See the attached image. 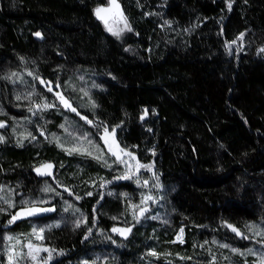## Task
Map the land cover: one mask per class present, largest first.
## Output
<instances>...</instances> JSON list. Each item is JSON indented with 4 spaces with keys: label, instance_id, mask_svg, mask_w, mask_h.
<instances>
[{
    "label": "trees",
    "instance_id": "trees-1",
    "mask_svg": "<svg viewBox=\"0 0 264 264\" xmlns=\"http://www.w3.org/2000/svg\"><path fill=\"white\" fill-rule=\"evenodd\" d=\"M106 2L0 0V196L14 205L0 200V264L7 234L34 227L46 229L37 245L55 250L48 264H211L213 255L216 264H257L264 238L245 225L264 226V0H118L132 29L120 38L94 16ZM13 72L19 79L3 78ZM43 100L56 106L37 109ZM105 125H120L118 144L151 169L114 179L128 173L120 163L69 155L47 138L104 149ZM44 163L52 175L36 173ZM148 192L156 202L136 223L130 205ZM32 205L55 210L8 223ZM115 225L132 232L110 236ZM181 228L184 242L173 243Z\"/></svg>",
    "mask_w": 264,
    "mask_h": 264
},
{
    "label": "snow or ice",
    "instance_id": "snow-or-ice-1",
    "mask_svg": "<svg viewBox=\"0 0 264 264\" xmlns=\"http://www.w3.org/2000/svg\"><path fill=\"white\" fill-rule=\"evenodd\" d=\"M111 6H112V9H116L117 10V14L120 16L121 20L123 21L125 27L123 29H120L119 31H115L113 32V35H116V36H119L121 32L127 30V31H131V26L127 23V19L125 17H123V13L122 12H119V4L116 3V0H111ZM231 7H232V4L231 2L228 3V9L231 10ZM111 9H102V8H97L95 10V14L97 15V18L98 19H102L105 21V26L106 28L108 29V31H112V28L111 27H108V23H107V19L101 15L102 12H106V11H110ZM166 24H169L171 23L170 21H165ZM35 35L37 37H39L41 34L40 33H35ZM243 33L240 34V36L237 37V39H242L243 38ZM236 41H232V43H235ZM259 51L261 52H264V48H261ZM29 75H33V73H29ZM13 77H16L17 79H19V74L18 73H11L9 74L8 76H5L3 77L4 79H8V80H12ZM36 79H39V77H36ZM81 80H83V77H80ZM40 83L41 84H45V86L48 88V91L49 92H52L53 89H52V86L50 84V82H45L43 80H40ZM94 87H98L97 85H93ZM57 88L60 87L59 84L56 85ZM84 92V95L85 96H88V92L86 90H81ZM57 99L60 101V104L63 105L64 108L70 110L71 112H76L77 115H79V113L77 112V109L75 107H72V104L69 102L68 99H66L64 97V95L60 92H57L55 93ZM31 96V94H29V97ZM17 100H20L21 97L20 96H17L16 97ZM89 104L92 108H96L97 105L95 104L94 101L91 100V98L89 97ZM56 105L54 104H49V103H42V104H39L37 105V109H43V110H47L49 108H52V107H55ZM30 112L33 110L32 108H29L28 109ZM154 111V110H153ZM148 114V110L145 109L143 114L141 115L140 119L143 120L145 118V116H147ZM82 119H87L86 117H81ZM89 124H92L93 122L92 121H87ZM98 127V125H96ZM2 127H5L4 123L3 122H0V128ZM61 127H64V125H61ZM120 125H117L116 128H119ZM116 128H113L111 133H109L108 131V126L105 125L104 126V135L101 137L102 140H104L105 144L107 145L108 144V137L109 136H112L113 137V143L115 144V139H114V134L116 132ZM44 133L41 132V135H43ZM29 136H31V134L29 133ZM32 139H35V137H32ZM54 139H57L58 140V137H54ZM81 140L83 139H87V137H81L80 138ZM0 142H4V137L0 136ZM19 143V142H18ZM88 144L91 146V148H83V147H77V148H72L70 150H67L69 155L73 154V153H78L80 155H87V156H93L94 159H97L98 161H103L104 163H107V161L104 159V153H103V150L100 148L99 145H96L94 144L91 140H88ZM59 147L63 148V145H59ZM116 147L119 149V151L127 156H129L131 159H135L134 155L132 152L130 151H127L126 149H120L119 148V145L116 144ZM93 150H95L96 152H98L99 154L98 155H93ZM108 151L112 154V155H116L115 152L112 151V147L111 145H109L108 147ZM154 154V153H153ZM117 160H119L120 162H123V160H121V157L120 156H117ZM52 165L50 163L48 164H42L40 167L36 168L35 171L38 175H41V176H44V175H52ZM109 167H111V165H109ZM128 167L130 168V165H128ZM152 165H144V164H140L138 161H137V171H139V169L141 168H144V169H151ZM132 175H134L133 173L131 172H128L126 173L125 175L123 176H118V177H115L114 179H131L132 178ZM156 179L158 180L159 178L156 177ZM105 183H110V182H105ZM148 184V181H144V185H147ZM101 187H103V185H101ZM156 187H160L159 184L156 185ZM66 191H69L68 189H65ZM0 191H3L2 188H0ZM43 192H51V191H54V189L51 187V186H45L43 189H42ZM71 194V193H70ZM111 195V193H109ZM87 195L91 196L92 193L89 192L87 193ZM125 197H127V194L125 193L124 194ZM76 199H81V197L77 196ZM0 200H3V202L5 204L8 205L9 208L11 207H14L12 201L10 199H7L3 196H0ZM153 201V203H155L156 201L153 199V197L151 195H142L141 197V201H140V204H131L130 207L132 209H139V214H137L135 211L132 213V217H133V220L136 222V223H140V220H141V217H144L145 216V213H147L149 211V209L147 207H141V205H145L148 201ZM23 203L27 204L28 202L27 201H24ZM69 207H72L71 205H69ZM55 209L53 208H36V207H31V208H23L21 209V211L17 212L15 215H13L11 217V219L8 221L9 224H12L14 222H16L18 219H22L24 217H31V216H35V215H38L39 213H43V212H50V211H54ZM68 209L66 208L65 211H67ZM0 211H6V209H3V208H0ZM76 211H79V209H76ZM146 218V217H145ZM153 219H159V217H152ZM113 219H116V217H113ZM87 222V219L85 218L84 220H78L76 222V227H79L82 223H86ZM95 222V221H93ZM166 223V221H165ZM59 227V225H50V226H47V230H50L51 227ZM226 226L228 228H230L234 233H236V235L238 236H241V238L243 239H248L249 237L244 235L243 233H241V231L239 229H237L235 226L231 225V224H226ZM245 228L249 231V232H252L255 236H259L261 238H264V226H261V225H257V224H247L245 225ZM46 229L45 228H39L37 229L36 227H34L32 229V233L31 235L32 236H35L36 239L38 240H42L44 237H43V233ZM89 233H91L92 229L89 228L88 229ZM112 232H115V233H119L121 236L127 238V236L132 232V227H127V228H116L114 227L112 230ZM183 232H184V229L181 228L180 229V232L179 234L177 235L176 237V240L172 241L173 243L175 242H180V243H183ZM8 239H12L11 237H9ZM261 242H264V239H262ZM207 243V242H205ZM212 243H217L216 241H212ZM25 247H27L28 249V252L27 253H24V252H13V249L12 248H9L8 249V264H16V261L17 259H31L32 261H37L38 259L39 260H43V264H48V261L51 260L52 258V253L55 251L54 249H49V248H45V247H41V246H38V245H35L32 243L31 239H29L28 243L25 245ZM219 247H228V245H219ZM47 252L48 253V257L47 259H44L43 257H40V252ZM209 251H211V249H209ZM231 251L233 253H239V250L238 249H235V248H232ZM62 254V252L60 253ZM243 254H252L254 255V251L253 249H248L247 250V253H243ZM149 255H152V256H156L157 253L155 251H151L149 253ZM84 264H88L87 261L84 262ZM93 264H95V262H93ZM211 264H216V257L213 255V259H212V262ZM257 264H264V255H261L258 257V260H257Z\"/></svg>",
    "mask_w": 264,
    "mask_h": 264
},
{
    "label": "rangeland",
    "instance_id": "rangeland-1",
    "mask_svg": "<svg viewBox=\"0 0 264 264\" xmlns=\"http://www.w3.org/2000/svg\"><path fill=\"white\" fill-rule=\"evenodd\" d=\"M117 1L118 0H116V3L119 4V2H117ZM97 8L111 9L110 11L102 12L101 15L104 16L107 19L108 27H111L112 28V31H108V29L105 26V21L104 20L97 18V15L95 14V10ZM119 12H122V9H121L120 4H119ZM94 14H95L94 16L103 24L105 31L107 33L111 34V35H113V32L119 31L120 29H123L125 27V25H124L123 21L121 20L120 16L117 14V10L116 9H112L111 0H107L106 4H104V5L97 6L94 9ZM123 17H125L124 14H123ZM126 32H127V30L121 32L119 36H116V35H113V36L116 37V38H120ZM43 81H45V80H43ZM45 82H47V81H45ZM43 85L45 86V84H43ZM51 86H53V85H51ZM57 92L62 93V91L60 89H56L55 88V92L54 93H57ZM64 97L66 99H68L65 95H64ZM43 102L46 103L44 100H43ZM114 128H116V127H114ZM112 129L113 128H111V129L108 128L109 133H111ZM116 132L114 134V139H115V142L116 143L114 144L113 143V137L112 136H109L108 137V144L106 145L105 142H104V140L101 139V137L104 135V127L101 128V131H100V135L99 136H100V139H101V141L103 143V146H104V149H102L103 150V153H105L104 154V159L107 161L108 164L109 163L110 164H113V163H117L118 162V163H120L124 167V169H125L126 172H131V173L133 172L134 174H136V172H137V161H136V158L135 159H131L129 156H127V155H125V154H123V153H121L119 151V149L116 147V144H118V141H117V138H116ZM54 137H58V140L57 139H54ZM47 138L50 139V140H52V141H54V143L57 145V147H59L58 144L59 145H63V148H61V147H59V148L65 150L67 153H68L67 150H70L72 148H77V147L91 148V146L89 144H84V143H81L80 144L79 142H76V141L70 139L68 137V135L57 136V135L53 134V135L47 136ZM109 145H111L112 151L115 152L116 155H112L108 151ZM118 145H119V148L120 149H124V148H122L120 146V144H118ZM98 154H99L98 152H96L95 150H93V155H98ZM117 156H120L121 157V160H123V162H120L119 160H117ZM44 164H48V163H44ZM128 165H130V168L128 167ZM40 166H38V167H40ZM51 171H52V169H51ZM151 186H153V182H151V183L148 182V184L146 185L147 188H150ZM145 195H151L153 197V199H154V194L151 193V192H148ZM151 202H153V201L150 200L145 205H141V207H147L148 208V207L151 206ZM33 206L36 207V208H50V206H48V205H32V206H28V207H21L19 209V211H21V209H23V208H31ZM19 211L17 210V212H19ZM43 213H46V212H43ZM39 214H42V213H39ZM137 214H139V210H138V213ZM114 227H116V228H127V226L115 225V226H112L110 228V230H109L110 236H118V237H122L123 238V236H121L119 233H115V232H112L111 231ZM31 233L28 232V233H23V234H7L6 244H5V248H4L7 262H8V249L9 248H12L13 249V252H24V253H27L28 252V249H27V247H25V245L28 243L29 239H31V241H32L33 244L37 245V242H39V240L36 239L35 236H32ZM9 237H11L12 239H8ZM22 260H26V259H19L18 258L16 264H22L24 262ZM29 262L31 264H37V261H32L30 258H29Z\"/></svg>",
    "mask_w": 264,
    "mask_h": 264
},
{
    "label": "flooded vegetation",
    "instance_id": "flooded-vegetation-1",
    "mask_svg": "<svg viewBox=\"0 0 264 264\" xmlns=\"http://www.w3.org/2000/svg\"><path fill=\"white\" fill-rule=\"evenodd\" d=\"M53 169V168H52ZM43 214V213H42Z\"/></svg>",
    "mask_w": 264,
    "mask_h": 264
}]
</instances>
